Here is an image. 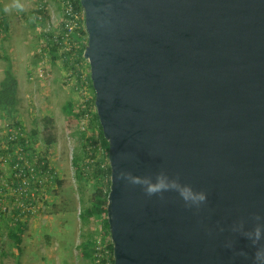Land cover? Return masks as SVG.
I'll list each match as a JSON object with an SVG mask.
<instances>
[{
    "label": "water",
    "instance_id": "1",
    "mask_svg": "<svg viewBox=\"0 0 264 264\" xmlns=\"http://www.w3.org/2000/svg\"><path fill=\"white\" fill-rule=\"evenodd\" d=\"M79 4L113 264H254L264 234L253 247L243 232L264 225V0ZM161 170L206 202L117 178Z\"/></svg>",
    "mask_w": 264,
    "mask_h": 264
},
{
    "label": "rangeland",
    "instance_id": "2",
    "mask_svg": "<svg viewBox=\"0 0 264 264\" xmlns=\"http://www.w3.org/2000/svg\"><path fill=\"white\" fill-rule=\"evenodd\" d=\"M38 1L20 0L23 11H19L15 8L6 10L12 0H0L9 27L7 39L3 38L0 29V80L5 66L2 56L5 55L10 59L16 76L18 100L14 120L0 117V147L5 131L12 122L21 123L26 133L36 128V141L31 149L39 156H46L53 176L61 185L58 188L51 176L44 172L35 176L30 190L35 192L36 200L32 203V211H26L23 216L26 228L20 244L21 252L15 257L16 249L6 237L7 223L4 222L0 237L5 255L0 256V264H91L81 258L77 246L83 235L99 231L100 228V219L90 218L87 223H83L79 218V213L92 204L93 179L89 174L86 179L77 180L72 166V157L75 154L83 155L82 146H86V138L96 139L98 134L92 117L94 111L88 108L92 97L86 83L89 69L86 62L77 56V49L82 42H86L87 36L79 37V42L64 36L63 43L57 46L53 61L47 47L51 44L50 37L57 40L56 36L63 35L65 20L62 5L58 0H42L48 19L43 25L32 27L31 13ZM63 52L69 53L66 63L62 60ZM71 65L78 69L77 73H72ZM69 100L80 107L84 105L87 113V117L83 114L78 120L77 131L74 132H69L64 124L62 106ZM44 117L53 121L55 141L49 147H46L43 140ZM82 119L84 131L80 124ZM80 132L84 133L83 137ZM93 146L98 151L96 158L101 161V165H107V157L100 143ZM9 171L2 166L7 183L11 180ZM10 202H13L12 198Z\"/></svg>",
    "mask_w": 264,
    "mask_h": 264
},
{
    "label": "trees",
    "instance_id": "3",
    "mask_svg": "<svg viewBox=\"0 0 264 264\" xmlns=\"http://www.w3.org/2000/svg\"><path fill=\"white\" fill-rule=\"evenodd\" d=\"M59 3H62L63 0H58ZM74 8L77 10L82 11L79 4V0H74ZM32 19L30 25L32 27H35L36 24L43 25L45 21L48 19V15L46 13L45 9V3L42 0H39L37 3V7L32 11L31 13ZM0 29L3 33V38L7 39L9 36V27L8 22L6 18L4 17L2 6L0 3ZM67 29L64 25L62 26V36H56L58 39L54 40L53 37H50L51 44L49 47H47L48 53L52 60L54 61L56 58L57 53V46L63 43L64 36L69 37L70 40L80 41L79 37H82L83 35H86V31L84 28V22L81 21L79 23L78 27H75L72 29L71 33L67 34ZM86 45V42H82L80 46L77 49V56H79L80 60L83 62H86V66L89 69L87 61L82 57L84 47ZM69 53H62V60L64 63L67 62V55ZM2 59L5 62V66L3 69V77L0 80V117L5 120H14L15 114L17 111V80L16 76L12 71V66L10 59L3 55ZM70 70L72 73H77V70L75 66L71 65ZM87 84L90 89L91 94V100L89 102V109H93L92 117L94 118V121L96 122V127L98 129V134L96 139L89 137L86 138V146L83 147V155L80 156L78 154H75V156L72 157V166L74 168L75 178L79 181L86 179V176L89 174L92 176V204L90 207L85 208L83 212L79 213V218L83 223H87V220L90 218H97L100 219V230L99 231H93V233H89L86 235H83L81 237V241L78 244L77 248L79 250V254L82 259H85L89 261L91 264H113V258H112V244L109 240V233H108V224L106 220V205H107V193L109 190V180H110V170L109 166L107 165H101V161L96 158L97 156V149L93 146L96 143H100V146L104 149L105 156L107 157V141L103 138L101 127L98 123V118L96 116V111L94 110V92L92 89L91 81L89 78V74L87 76ZM87 108V109H88ZM63 112H64V124L65 128L69 132L77 131V124L78 120H80L81 116L86 112V109H83L77 103H73L71 100L66 101L64 105L62 106ZM43 121V140L46 147H49L52 143L55 141V137L52 133L53 129V121L51 118L44 117L42 118ZM12 124L17 125L21 128L24 137L27 139V143L24 144V141L22 139L20 140V145H22L25 150L30 146V150L34 154L37 160V164L35 165V169L37 174L40 172H48V174L51 175V178L56 183L57 187L59 188L61 185V182L57 180L53 175L52 169L49 167V163L46 159L45 155H37L34 153V151L31 149L33 144H35L36 141V135L37 130L36 128L31 129L30 133H26L21 123L12 122ZM81 137L84 136V133L80 132ZM15 210L13 212V215L16 214ZM25 221L16 220L12 217H10L7 220V224L5 225V233L6 237L12 242L13 246H15L16 254L15 257H17L21 250H20V244L22 241V235L26 228V225L24 223ZM100 239L101 244L103 245V248L100 250H97V240ZM3 250L0 249V256H4ZM16 261V260H15ZM17 264V263H15Z\"/></svg>",
    "mask_w": 264,
    "mask_h": 264
},
{
    "label": "built area",
    "instance_id": "4",
    "mask_svg": "<svg viewBox=\"0 0 264 264\" xmlns=\"http://www.w3.org/2000/svg\"><path fill=\"white\" fill-rule=\"evenodd\" d=\"M63 16L65 20V27L68 30L67 34L71 33L72 29L78 27L79 23L84 22L83 10L74 8V0H63L62 3ZM87 83V82H86ZM85 109V106H81ZM95 110V107H94ZM84 117H87L85 112ZM81 129L84 131L83 119L81 121ZM27 143L20 127L15 124L8 125L3 142L0 147V229L3 223L13 216L16 220H23L26 211H32V203L36 200L34 198L35 192L30 190V184L33 182L37 174L35 165L37 164L36 157L29 149L20 145V140ZM29 156V161H28ZM33 161V162H32ZM2 166L7 167L10 176V183H7L2 172ZM48 174V172H45ZM38 189H35L37 191ZM12 198V203L10 199ZM38 199V198H37ZM31 205V207H28ZM16 214L13 215V212ZM100 230V228H99ZM97 250L103 248L100 239L97 240ZM2 247V240L0 237V249Z\"/></svg>",
    "mask_w": 264,
    "mask_h": 264
},
{
    "label": "clouds",
    "instance_id": "5",
    "mask_svg": "<svg viewBox=\"0 0 264 264\" xmlns=\"http://www.w3.org/2000/svg\"><path fill=\"white\" fill-rule=\"evenodd\" d=\"M11 8L23 11V5L20 0H12V4L6 10H10ZM117 178L126 181L128 184L141 186L145 194L149 197L160 194L161 198H163L162 194L164 192L174 191L189 208H199V206L206 202L207 199L204 192L194 191L190 185L181 184L179 176L170 178L163 170L155 175L154 180L151 175L143 177L134 176L131 172L126 171H121ZM255 219L260 221L261 217L256 216ZM243 227V223H241L238 227H234L233 231L243 232ZM262 234H264V225L259 223H257L251 231L243 232V235L252 242L253 247H256L259 244L262 239ZM241 255H244V253H241ZM254 264H264V246L257 248L254 255Z\"/></svg>",
    "mask_w": 264,
    "mask_h": 264
}]
</instances>
